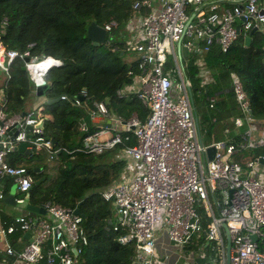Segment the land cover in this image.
<instances>
[{
    "label": "built area",
    "instance_id": "obj_1",
    "mask_svg": "<svg viewBox=\"0 0 264 264\" xmlns=\"http://www.w3.org/2000/svg\"><path fill=\"white\" fill-rule=\"evenodd\" d=\"M130 6L132 16L137 17L129 19L127 29L136 26V31L126 47L136 52L138 71L116 94L136 95L147 107L146 115L140 119L132 113L125 119L110 112L102 100H90L88 114L95 127L89 128L84 120L77 125L81 139L75 149L84 152L100 153L122 144L130 135L134 137L132 144H122L116 153L134 161V171L98 188L110 203L108 229L114 231L119 243L133 244L132 264H198L196 256L203 254L205 247L215 251L207 264H226L224 223L230 242L227 264H264V179L257 168L264 160V134L254 137L249 99L233 74L230 87L246 126L237 142H204L181 64L187 52L199 55L212 46L226 50L241 30H258L264 46V0H131ZM235 17L239 23L234 22ZM113 25L115 21L109 20L101 26L106 32ZM16 56L34 82L43 79L51 66L61 64L60 58L50 54L29 58L27 51L7 48L0 40V69L6 73ZM168 57L172 70L163 68ZM195 61L203 66L200 57ZM77 95L86 96V90L81 88ZM60 98L79 102L76 95L61 94ZM1 100L0 199L11 194L14 203H23L33 177L28 167L7 162L8 151L24 141L26 151L42 148L50 159L62 147L53 146L37 125L42 118L40 106L7 116ZM99 116L103 120L96 123ZM235 123L242 124L241 117H236ZM209 145L214 146L211 158L206 153ZM242 149L250 152L239 161L230 158ZM8 181L15 186L12 193L7 191ZM39 206L46 218L25 208L0 226L5 235L14 222L21 233L29 232L28 237L23 236L21 249L0 264H43L51 252L54 264L77 263V255L87 243L82 216L73 207L51 200ZM202 215L207 218L204 226ZM201 234L200 248L190 246L197 244Z\"/></svg>",
    "mask_w": 264,
    "mask_h": 264
},
{
    "label": "trees",
    "instance_id": "obj_2",
    "mask_svg": "<svg viewBox=\"0 0 264 264\" xmlns=\"http://www.w3.org/2000/svg\"><path fill=\"white\" fill-rule=\"evenodd\" d=\"M130 3L131 0H0V40L5 47L27 51L29 58L50 54L61 60L60 65L46 71L43 79L47 86L42 94L36 95L34 81L21 68L22 59L14 57L6 73L0 69V91L7 116L40 106L42 134L51 139L53 146L62 147L50 159L42 148L31 147L28 151L13 148L6 160L12 165L28 167L33 181L43 177L40 182L32 183L27 203L39 206L51 200L78 207L87 243L78 253L76 264H132L134 257L133 244L119 243L114 231L108 229L106 218L111 213L110 203L98 192V188L121 177L126 161L116 153L122 144H132L134 137L130 135L122 144L100 153L75 149L81 139L78 123L84 120L89 128L95 127L88 114L90 100H102L110 112L125 119L132 113L140 119L146 115L147 107L136 95L116 94L119 88L132 82L138 71L137 59L126 62L123 43L113 35L120 27L127 30V22L134 14ZM91 20L99 25L115 21L106 31L105 40L97 45L85 37L86 25ZM245 35L250 38L246 44ZM202 62V67L196 61L186 70L183 67L202 140V128L207 132L209 118L232 116L234 122V116L240 114L230 87L233 74L240 79L248 96L251 116L264 117V48L263 35L258 30L250 29L247 33L241 30L224 51L212 46L204 52ZM172 65L168 57L163 68L172 70ZM200 68L205 69L204 73ZM81 88L86 90V96L79 98ZM61 94L70 98L76 95L79 102L74 104L62 99ZM35 97L38 99L34 100ZM205 110L209 111V117ZM240 132L233 135V142L239 141ZM25 153L27 163H22ZM4 221L6 225L8 222ZM206 221L202 215L203 226ZM21 232L14 222L12 231L6 233L9 245L16 250L21 249L18 237L24 239ZM202 235L198 236L197 244L190 246L200 248ZM212 250L205 247L203 254L196 256L198 264H207Z\"/></svg>",
    "mask_w": 264,
    "mask_h": 264
},
{
    "label": "rangeland",
    "instance_id": "obj_3",
    "mask_svg": "<svg viewBox=\"0 0 264 264\" xmlns=\"http://www.w3.org/2000/svg\"><path fill=\"white\" fill-rule=\"evenodd\" d=\"M234 22L239 23L240 19L235 17ZM113 35H114V38L116 40H118V41L121 40V42L123 43V49H124L123 58L125 59V61L129 62L133 58H136V56H135L136 52L133 49L126 47V42L130 38L131 33L128 32L125 29V27H120L117 31H115L113 33ZM124 43H125V47H124ZM202 56H203V53L197 55L195 53L188 52L186 55H183L182 60H181V64L184 67V69L186 70V68L188 67L189 64L194 65L195 60H196L195 57H197V58L201 57L202 58ZM1 95H2V93L0 91V100H1ZM195 97H196L195 101H197V99H198L197 93H196ZM205 112H208L207 116L209 117V115H210L209 111L205 110ZM239 117H241L242 124L243 123L245 124L244 126H241L240 129H238L239 125H237V124L235 127L232 117L230 119H228V118L227 119H223V118L214 119L212 116V119L209 118L207 120V124H208L207 132H205V130L203 131V128L201 127L202 128V134H203V140L206 141V140H211V139H219V140H222L224 142H231L232 141V135L235 134V133L233 134V132H240L243 130V127L246 126V122H245V119L243 118L242 113L239 114ZM94 121L96 122V120H94ZM236 129H238V130L236 131ZM249 152H250L249 149L238 150V151H235L234 153H232L230 158L239 161L242 158V155H247ZM26 156H27V154L25 153V155L23 156L24 158L22 160V163H27L25 161ZM125 161H126V165L123 168L124 171L122 172L121 179L126 178L127 175H130L131 174L130 170L133 169V167L135 165V162L132 160L126 159ZM8 185H9V187L7 188V191L10 193L14 192V190H15L14 184L11 185V182L8 181ZM24 200H25V202H23V203L11 204V203H5L0 199V208L2 209L3 207L6 206V208H16V209L19 208V210L21 211V210L25 209V205L27 204L28 198L26 197ZM37 215H39V214H37ZM41 216L46 218V215H44V214H41Z\"/></svg>",
    "mask_w": 264,
    "mask_h": 264
},
{
    "label": "water",
    "instance_id": "obj_4",
    "mask_svg": "<svg viewBox=\"0 0 264 264\" xmlns=\"http://www.w3.org/2000/svg\"><path fill=\"white\" fill-rule=\"evenodd\" d=\"M238 26H236V29H237ZM254 30V28L251 29V31ZM238 31V29H237ZM85 37H87L88 39L91 40V42L95 45L99 44V43H102L105 38H106V32L105 30L102 28L101 25L95 23V21L91 20L87 25H86V28H85ZM249 35H245L244 36V43H248L249 42ZM178 44H177V47H176V50L178 51ZM264 48V46H263ZM24 60H27V56H24L23 57ZM21 68L23 70H25L24 68V65L22 64L21 65ZM47 86V82H45L44 79H41V80H38V81H35L34 82V89H33V93L36 94V95H40L43 93L45 87ZM188 86V85H187ZM189 87V86H188ZM189 93H190V89H189ZM190 95V99H191V102L193 103V100H192V97H191V93L189 94ZM79 98H82L81 95H78ZM194 113V117H195V120L197 122V125H198V120H197V115L195 113V111L193 112ZM23 114V113H22ZM42 118L39 120L38 122V126H41L42 125ZM25 145H26V142L22 141V142H19L16 146H14L13 148L14 149H18V150H26L25 149ZM213 151H214V146L213 145H209L207 148H206V153H207V158H211L212 154H213ZM264 162V160H261V162ZM33 170H36L38 169V167H33L32 168ZM43 179L42 176L36 178L33 182L36 184L38 182H40L41 180ZM3 201L7 202V203H11L13 204L14 201H13V198H12V195L11 194H7L6 196H4L3 198ZM25 208L29 211H36V212H40V213H44V208L42 206H38V205H34V204H29L27 203L25 205ZM75 213H79L81 216L82 214L80 213L78 207H75L74 210H73ZM223 227H224V234H225V263L227 264L228 263V250H229V246H230V242H229V238H228V234H227V230L224 226V223L222 224ZM23 236L25 237H28L29 236V232L26 231L23 233ZM250 237L252 239H255L256 238V235L255 234H250Z\"/></svg>",
    "mask_w": 264,
    "mask_h": 264
},
{
    "label": "crops",
    "instance_id": "obj_5",
    "mask_svg": "<svg viewBox=\"0 0 264 264\" xmlns=\"http://www.w3.org/2000/svg\"><path fill=\"white\" fill-rule=\"evenodd\" d=\"M136 17H137V14H136V16H132L131 19L132 18H136ZM134 23L135 22L131 23V25H133ZM127 31L130 32L131 35L134 34L135 31H136V26H133L131 31H129L128 29H127ZM195 59H196V57H195ZM204 68H205V65H204ZM202 70H203V68H200V71H202ZM204 71H205V69H204ZM204 71H202V73H204ZM211 79H212V77H211ZM37 99H38L37 97L34 98V100H37ZM238 109H239V107H238ZM239 111H240V109H239ZM240 113H241V111H240ZM231 117L232 116H230L229 119ZM234 117L236 118V117H239V116H234ZM95 119H96V123H101L102 120H103V118L101 116L95 117ZM197 120H198V117H197ZM234 125L236 127L235 121H234ZM244 125H245L244 123L240 124L238 129H240V127L244 126ZM251 126H252V132H253L254 137H260L261 135H263L264 134V117H260V118L252 117ZM238 129H236V131ZM234 133H237V132H233V134ZM234 137L235 136L232 135V140L234 139ZM212 140H219V139H211V141ZM135 168H136V165L133 167V169L130 170V172L132 173ZM257 168L259 169V172H261V175H262V177L264 179V162L263 161L259 162L257 164ZM128 176H130V175H127V177ZM3 202H5V201H3ZM5 203H7V202H5ZM15 209L16 208H6V206L3 207L2 209L0 208V226L1 227H3L5 225V221L4 220H6L7 222L12 221V218H14L17 215H20V214H22L24 212V210L20 211L19 208L16 209V210ZM33 213L42 214V213L36 212V211H33ZM6 236H7V234L5 235L3 233H0V260H10L11 257H12L13 251L16 250V249H14L15 247H12V246L9 245V242H8ZM23 243H24V240H21V237L19 236L18 240H17L18 248L22 247ZM54 260H55L54 253L51 252V253H49L47 260L43 264H54ZM16 264H25V263H23L22 261H17ZM36 264H38V263H36Z\"/></svg>",
    "mask_w": 264,
    "mask_h": 264
}]
</instances>
